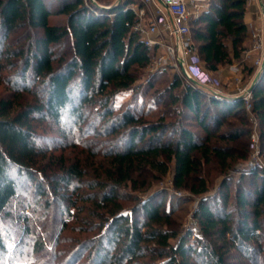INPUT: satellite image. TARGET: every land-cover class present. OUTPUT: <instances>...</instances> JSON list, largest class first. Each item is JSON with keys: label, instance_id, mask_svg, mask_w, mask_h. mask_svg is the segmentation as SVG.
Returning <instances> with one entry per match:
<instances>
[{"label": "trees", "instance_id": "16d2710c", "mask_svg": "<svg viewBox=\"0 0 264 264\" xmlns=\"http://www.w3.org/2000/svg\"><path fill=\"white\" fill-rule=\"evenodd\" d=\"M54 1L55 10L47 0H0V85L6 88L0 95V250L7 249L3 223L15 225L36 252L55 243L79 200L94 208L87 211L96 216L99 232L68 251L64 264L81 249L90 251L86 264H231V259L258 264L264 253V171L240 168L234 195L225 176L238 161H247L250 126L243 104L217 99L177 75L158 90L153 84L163 72L138 84L152 52L133 32L135 17L119 0H99L111 7L107 11L90 9L82 0ZM245 11L246 0H210L190 22L206 71L241 63L247 49ZM52 15H65L66 23L51 24ZM66 39L70 56L56 59L52 47ZM128 90L134 104L121 108L116 97ZM251 96L264 159V71ZM163 104L172 114L158 111ZM236 114L243 116L233 126L227 120ZM172 116L176 123L166 121ZM184 119L203 135L185 127ZM223 124L228 131H212ZM93 135L107 140L105 149L91 146ZM206 166L223 177L208 196ZM170 169L175 191L201 196L194 213L197 229L175 244L171 240L181 229L172 219L180 201L170 198L164 206L163 199L152 200L166 192L145 200L119 192L150 191ZM247 177L250 187H239ZM234 197L236 218L226 209ZM118 200L132 205L125 208ZM37 208L52 209L59 225L55 218L47 225L46 212L36 215ZM144 258L155 263H143Z\"/></svg>", "mask_w": 264, "mask_h": 264}, {"label": "rangeland", "instance_id": "374dc122", "mask_svg": "<svg viewBox=\"0 0 264 264\" xmlns=\"http://www.w3.org/2000/svg\"><path fill=\"white\" fill-rule=\"evenodd\" d=\"M49 2L48 5H51L52 10H55L57 8V4L54 0H47ZM106 2L107 0H103ZM51 24H65L66 23V16L65 15H52L50 18ZM54 55L56 59H67L70 56V44L69 41L66 39L62 43L55 45L52 47ZM234 64L232 62L230 65H224L219 67L220 72L214 74L215 77L220 81L221 89L222 91H235L236 88V81L234 80V76L231 73L229 67ZM236 64V62H235ZM238 64V63H237ZM142 78L139 80V83L144 82V79L149 77L152 74L163 72V74H160L161 76L157 79V81L153 84V87L156 89L162 90L164 87H166L167 82L172 76H175L176 73L172 72L168 67L164 69L163 71L155 69V66L152 63V59L150 60L148 66L141 71ZM258 73V72H257ZM253 68L248 67L245 63L242 65L241 73H240V81L237 82L238 87H247L250 89V87L253 84V81L255 79V76L257 74ZM178 76V75H177ZM6 88L4 85H0V95H2ZM167 99H164L163 103L167 102ZM116 105H119L122 107H127L129 105L134 104V100L132 97V92L130 90L124 91L117 95L115 100ZM159 112L162 111L166 115L172 114V110L170 106L164 107V104L160 106ZM245 114H247L245 112ZM242 114H236L232 117L228 118V122L231 123L233 126L238 125V119L242 117ZM169 117V116H168ZM247 117V115H246ZM248 120V118H247ZM87 121H92L91 117L88 118ZM166 121H169L171 123H176L178 121L177 116H172V118H167ZM249 122V120H248ZM183 124L185 127H188L192 131H194L198 136L203 135V133L198 129L192 127V125L189 123L188 120H183ZM100 124L97 125V129H100ZM250 126V123H249ZM85 129V128H84ZM212 131H215L216 134L223 133L225 131H228V126H225L224 124L221 125L216 130L214 128H211ZM251 130V127H250ZM52 133V132H51ZM54 135V134H51ZM89 140L92 141V147H95L97 149H105V142L107 141L105 138H101L98 136H89ZM248 142V155H247V161L246 162H240L238 161L237 164L231 169L228 170L225 176L229 177L231 180L228 183V189L229 193L234 195V187L236 181L239 179L241 172L240 168H246V167H256L260 168L259 165L253 164L252 155L250 152V133L247 138ZM212 144L214 145H223L226 144L225 142H218L216 140H212ZM239 148L240 145L238 146ZM260 160L264 162V159L262 155H260ZM253 162V165H249V163ZM262 169V168H260ZM171 170L167 173V175L158 182H154L153 186L150 188V191L143 192L142 190L132 191L129 187L122 188L119 192L125 195H129L131 197H135L139 200H145L147 197L152 195L154 192H166L161 197H155L152 201H160L163 199L164 206L167 205L168 201L173 199L174 201H180L181 206L178 208V210L173 215V222L180 225L179 231V237L177 236L176 239H172V244L178 243V240L182 237V235L188 231V230H195L197 229V222L194 220V213L198 207V204L201 200V196H196L191 193H188L187 191H175L172 186L171 182ZM263 170V169H262ZM205 173L207 175V178L209 180V192L205 194V196H208L210 194H213L216 189H218L223 177L216 176L215 171L213 170L212 166H206L205 167ZM264 171V170H263ZM250 187L249 185V177L245 178L242 184H238L240 187ZM86 190L82 189L80 193H86ZM30 200V196L28 198ZM32 202V201H31ZM51 202V208L56 211V208L59 207L56 202L53 200ZM120 204L123 205V207L127 208L130 205H132L131 202H123L121 200H118ZM235 197L233 199H228L226 201V209L227 212H231L232 218H236V214L238 213V209L235 210ZM52 209L48 211H42L41 208L36 209V215H42L44 212H46V216L43 219L45 223H47L55 218V222L57 225H59L61 219L60 217H54V214L52 213ZM86 209V210H85ZM94 211V208L91 206L88 202L83 201H76L75 206H73L70 211L74 216L66 217L65 220L67 221V227L64 230H61L58 235V239L55 243H48L46 242L43 249L36 252V248L33 247V241H27V239H22L20 236V233L17 230V227L12 224H6L3 223L4 230H7L8 236L4 235L6 237L5 244L7 249L5 251L0 250V264H64L67 261V255L68 251L76 248V246L81 242L85 241V239H90L94 237L99 230L96 228L97 224L99 223L96 219V216L93 214H90ZM30 211V210H29ZM57 212V211H56ZM102 212V211H99ZM138 218V216H135ZM141 222V218L139 220ZM193 235H196V232H193ZM193 239V236L192 238ZM49 246L52 248L50 250ZM150 247H153L151 244H149ZM264 246V243H263ZM90 253L89 250L81 249L79 253L76 255V258L71 262V264H86L88 262V254ZM66 255V256H65ZM258 264H264V253L260 254L258 257ZM233 262L231 264H251V262L248 260L243 262H238V260L231 259ZM230 260V261H231ZM143 263H150L153 261L155 263L154 259L150 258H144L141 260Z\"/></svg>", "mask_w": 264, "mask_h": 264}, {"label": "built area", "instance_id": "2783aa9c", "mask_svg": "<svg viewBox=\"0 0 264 264\" xmlns=\"http://www.w3.org/2000/svg\"><path fill=\"white\" fill-rule=\"evenodd\" d=\"M90 9L109 10L110 6H100L99 0H82ZM124 11H130L135 17L133 32L142 45L152 52V63L156 71L168 67L176 75L191 82L182 73L181 66L187 75L198 85L217 99L222 95L241 98L243 108L250 123V152L253 162L264 170V162L260 160V133L256 117L251 112V91L247 87H238L240 71L244 63L250 62V68L259 72L264 62V0H246V4L254 5V15L260 19V25L250 31V47L243 54L240 64L229 67L236 81V90L222 91L220 81L212 72L206 71L194 46L190 22L199 18L209 7L210 0H119ZM109 18L113 13H105ZM192 83V82H191ZM253 163V164H252Z\"/></svg>", "mask_w": 264, "mask_h": 264}, {"label": "crops", "instance_id": "0c3cea01", "mask_svg": "<svg viewBox=\"0 0 264 264\" xmlns=\"http://www.w3.org/2000/svg\"><path fill=\"white\" fill-rule=\"evenodd\" d=\"M254 5L252 4H246V11H245V14H244V17H243V21L244 23L246 24L247 26V29H248V33H247V38H246V41H245V46H246V51L249 49L250 47V31L253 29L254 26H259L260 25V19H258L257 17H255L253 11H254ZM245 51V52H246ZM243 52L242 55H241V60L243 58V54L245 53ZM235 64V62H234ZM237 64V63H236ZM248 67H250V62L249 63H245ZM233 65V64H232ZM220 72V68H218V70L214 73H219ZM231 73L233 74V72L231 71ZM241 73V71H240ZM234 76V75H233Z\"/></svg>", "mask_w": 264, "mask_h": 264}, {"label": "water", "instance_id": "95a60500", "mask_svg": "<svg viewBox=\"0 0 264 264\" xmlns=\"http://www.w3.org/2000/svg\"><path fill=\"white\" fill-rule=\"evenodd\" d=\"M100 8H102V7H100ZM181 70H182L183 75H184L185 77H187V79H188L189 81H191L193 84H195V82H194V81H193V80L187 75V73L185 72V70L183 69L182 66H181ZM263 71H264V62H263V64H262V66H261L260 71L256 74L255 79H254V81H253V84H252V86H251L250 89H249L251 92L253 91V88H254L256 82H257V81L259 80V78L261 77ZM211 94H212V95H216L215 92H211ZM222 97H223V98H227V99L234 98V97H231V96H229V95H222ZM237 100L240 102V101H241V98H240V97H237Z\"/></svg>", "mask_w": 264, "mask_h": 264}]
</instances>
